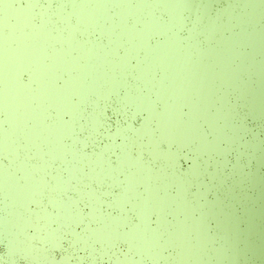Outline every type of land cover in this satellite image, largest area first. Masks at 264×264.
Returning <instances> with one entry per match:
<instances>
[{
	"label": "water",
	"instance_id": "1",
	"mask_svg": "<svg viewBox=\"0 0 264 264\" xmlns=\"http://www.w3.org/2000/svg\"><path fill=\"white\" fill-rule=\"evenodd\" d=\"M2 264H264V0H0Z\"/></svg>",
	"mask_w": 264,
	"mask_h": 264
},
{
	"label": "snow or ice",
	"instance_id": "2",
	"mask_svg": "<svg viewBox=\"0 0 264 264\" xmlns=\"http://www.w3.org/2000/svg\"><path fill=\"white\" fill-rule=\"evenodd\" d=\"M0 264H2V262H0Z\"/></svg>",
	"mask_w": 264,
	"mask_h": 264
}]
</instances>
